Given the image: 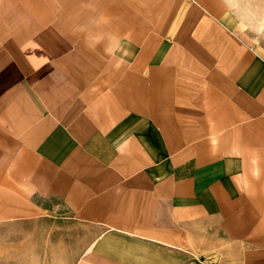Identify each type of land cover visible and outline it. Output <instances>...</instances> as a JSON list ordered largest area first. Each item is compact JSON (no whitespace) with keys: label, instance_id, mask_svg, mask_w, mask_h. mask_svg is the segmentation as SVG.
<instances>
[{"label":"crops","instance_id":"1","mask_svg":"<svg viewBox=\"0 0 264 264\" xmlns=\"http://www.w3.org/2000/svg\"><path fill=\"white\" fill-rule=\"evenodd\" d=\"M251 0H0V261L264 264V28Z\"/></svg>","mask_w":264,"mask_h":264},{"label":"rangeland","instance_id":"2","mask_svg":"<svg viewBox=\"0 0 264 264\" xmlns=\"http://www.w3.org/2000/svg\"><path fill=\"white\" fill-rule=\"evenodd\" d=\"M251 9L253 10L252 14L257 17L259 23L264 28V0H251V4H249ZM17 231V227L14 225H5L0 227V236L6 237L11 233H15ZM0 264H10L9 262H1Z\"/></svg>","mask_w":264,"mask_h":264}]
</instances>
